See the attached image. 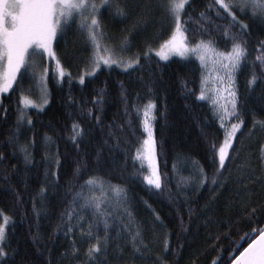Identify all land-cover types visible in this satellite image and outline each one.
<instances>
[{"label":"trees","instance_id":"1","mask_svg":"<svg viewBox=\"0 0 264 264\" xmlns=\"http://www.w3.org/2000/svg\"><path fill=\"white\" fill-rule=\"evenodd\" d=\"M209 2L210 0H193L194 8L190 9L192 15L196 16ZM209 14L215 19L213 13ZM237 15L249 24L248 59L252 60L258 54L255 50L257 42L264 40V22L253 20L250 15H243L239 11ZM135 19L133 16L120 22L110 19L107 12L103 15L106 31L115 37H120L123 30ZM218 22L227 23L225 20ZM161 31L164 36H159ZM167 31L166 19H161L159 15L152 17L132 36V47L125 55L143 52L146 50V42L157 47L160 39L166 38ZM85 39L74 29H70L58 37L59 42H54L53 45L61 55L64 68L72 74L71 84L67 76L59 78L55 60L45 57L42 62V67L48 69L46 87L49 103L43 110L34 107L27 110L33 123L31 126L25 123L19 135V144L28 145L32 156L33 162L27 167L19 147L14 148L8 143L16 128L19 89L0 94L3 104V107H0V153L3 154L0 155V169L8 167L10 182L15 189V193L7 190L3 179L0 178V209L15 221L9 228L12 246H19L21 252L27 249L34 253L31 235L38 233L41 246L46 245L51 249L43 256L45 260L50 259L51 264H90L85 252L94 241L82 238L79 230L76 231L75 237H66L63 230L57 231V225L60 224V214L72 199L68 195L69 190L78 188L89 177L98 176L112 184L127 187L132 211L136 220L144 226L145 241L148 245L143 256L137 255L135 259H128L132 253L130 245L126 239H115L112 243L123 247V256L118 259L119 249H110V264H158V255L171 264L172 254H165L162 248L165 236L168 237L171 248H179V256L175 257L178 264H212L218 253L227 256L231 250V240L238 239L243 233L258 226L244 218L248 208L235 203L240 201V197L231 190L235 189V184L229 182L226 189L220 190L216 194L215 203H208L212 192L207 187L199 192L189 191L187 201L177 208L164 196H157L148 191L146 182H142L139 175L135 179H129L140 167L139 163L134 166L131 160L138 146L137 138L142 140L146 136L141 125L142 114L137 116L131 105H143L149 99L156 103L153 110V130L158 142L160 170L167 176V189L176 191L179 177L189 175L193 161L199 162L209 175L213 174L209 142L216 141L218 144L222 141L223 130L213 115L210 102L197 98L202 74L209 75L208 71L202 69L198 59L194 57L190 62L179 56L163 61L153 53L152 61L142 60V67L135 71L126 73L115 65L111 68L102 67L95 75L86 76L85 82L81 84L79 76L90 71L86 57L91 48L86 45ZM218 47L226 50L227 46L220 40ZM65 50L73 54L72 59L63 56ZM249 76L250 70L245 67L237 78V92L245 121L244 150L240 152L241 158L257 156L260 144H264V134L258 130L251 140L248 139L253 120H264V99L261 98L264 85H254L255 91L249 90L246 86ZM23 84L25 89L34 84L30 75H25ZM100 90H104L106 101L102 112L92 104L93 98ZM122 91L127 95L131 116L124 113ZM26 94L31 95L37 103L40 102L38 91ZM88 108L102 116L105 127L97 124L95 116L82 114L83 110ZM129 120L131 126L127 124ZM113 121L126 125L119 149L109 146L112 141H109V145L104 143L108 131L106 126ZM73 122H78L84 130L79 147L70 139ZM46 134L52 137V143L49 144L45 140ZM237 147H240L239 141ZM57 154L59 164L56 163ZM238 163L239 161L229 163L225 175H235V165ZM253 163L256 161L253 160ZM12 165H16L15 171ZM52 173H56L58 179H55ZM42 187L45 189L43 193L40 191ZM253 192L249 207L258 209L257 219L264 224V211L260 210V205L264 203V193L259 191V185L255 186ZM148 205L159 213L166 227L161 228L155 223L153 212ZM188 205L194 207L191 219ZM181 218L185 230H182ZM99 234L103 235V231ZM111 234L116 236L115 232ZM72 239L76 241L79 255L65 257L62 254L65 250L71 251ZM236 254L238 255V252Z\"/></svg>","mask_w":264,"mask_h":264},{"label":"snow or ice","instance_id":"2","mask_svg":"<svg viewBox=\"0 0 264 264\" xmlns=\"http://www.w3.org/2000/svg\"><path fill=\"white\" fill-rule=\"evenodd\" d=\"M192 8H194L193 0H0V94L19 89L16 128L9 137L8 143L14 148L19 147L25 167L33 162L28 145L19 144V135L25 123L29 126L33 123L31 116L27 114L29 107L43 110L49 103V92L46 87L48 69L42 67L45 57L55 60L59 78L63 79L67 76L71 84L72 74L64 68L61 55L53 46L54 42H59L58 37L70 29L85 37L86 45L91 48L86 57L90 71L79 76L81 84L85 82L86 76L95 75L102 67L111 68L115 65L126 73L130 70L135 71L142 67V60L151 62L153 53L163 61L179 56L190 62L194 57L198 59L200 67L209 73V75L202 74L197 98L210 102L213 115L218 119L223 130L222 141L218 144L216 141L209 142L210 160L214 166L213 174L209 175L199 162L193 161L189 175L179 177L176 191L167 189V176L160 170L158 142L153 130L155 119L153 110L156 108V103L149 99L143 105H131L137 116L142 114L141 125L146 136L142 140L137 138L138 146L131 160L134 166L139 163L140 167L129 179H135L139 175L140 180L146 182L148 191L157 196H164L177 208L187 201L189 191L199 192L207 187L212 192L208 203H215L216 194L220 190L226 189L229 182L235 184V189L231 190L240 197V201L235 203L240 207L248 208L244 218L258 226L243 233L238 239L231 240V250L228 255L223 256L218 253L212 264H229V262L230 264H264V224L257 219L258 209L249 207L255 186L259 185V191L264 193V144H260L257 156L249 155L241 158L240 152L244 150L245 121L237 92V78L245 67L250 70V76L246 80L249 90L255 91L254 85H264V40L257 42L255 50L258 54L249 60V24L237 15L239 11L243 15H250L253 20L264 22V0H210L196 16L192 15L190 11ZM105 12L110 19L120 22L133 16L136 19L123 30L120 37H115L106 31L103 22ZM209 13H213L215 19ZM157 15L168 21L166 38L160 39L158 47L146 42V50L143 52L125 55L132 47V36L139 32L149 19ZM221 20L227 23H219L218 21ZM164 35L163 31L159 34V36ZM220 40L225 42L226 50L218 47ZM63 56L68 59L73 58V54L66 50ZM26 74L30 75L34 82L27 89L23 84ZM121 85L123 87L122 82ZM33 91H38L39 103L32 99L31 95L26 94ZM121 96L125 104L124 113L126 116H131L126 93L122 91ZM261 98L264 99V93ZM69 99L71 100V96ZM105 102L104 90H100L92 100V104L101 112ZM0 107H3L2 101ZM82 114L95 116L97 124L105 127L102 116L94 113L93 109H84ZM127 124L131 126V121L129 120ZM125 126L115 121L107 125L105 145H109V141H112L109 146L119 149ZM257 130L264 134V120H253L252 127L248 131L249 140ZM83 136V128L78 122H73L70 139L77 147ZM45 140L49 144L53 142L52 137L47 134ZM237 141L240 143L239 148ZM99 157L100 153H98V161ZM253 160L256 161L255 164ZM235 161H239L235 165V175L231 173L225 175L229 163ZM56 163L59 164L58 154ZM11 167L13 171L16 170V165ZM173 167L175 169V164ZM52 176L58 179L56 173H52ZM0 178L3 179L6 189L15 193L7 166L0 169ZM40 191L43 193L45 189L42 187ZM68 195L72 199L60 214L57 231L63 230L66 237H75L76 231L79 230L82 238L94 241L89 244L85 252L90 264H110L108 259L110 249H119L120 255L117 258H122L123 247L112 243L119 238L126 239L132 249L128 259L144 255V250L148 247L144 236L145 229L134 216L126 186L112 184L102 177L92 176L78 188L70 189ZM17 199H19L18 194ZM35 203L34 200V210ZM145 203L147 204L146 201ZM148 207L153 212L155 223L161 228L166 227L159 213L151 209V205ZM193 210L194 207L188 205L189 219ZM260 210L264 211V203L260 205ZM14 224L12 217L0 209V264H51L50 259L43 258L44 253L50 252L51 249L46 245L41 246L38 233L31 235L34 253L27 249L21 252L19 246H12L9 228ZM181 226L182 230H185L182 218ZM101 231L103 235L99 234ZM112 232L116 233L115 237L112 236ZM71 245V251L65 250L63 256L79 255L75 239L71 240ZM162 248L165 254L169 252L172 254L171 264H178L175 257L179 256V248H171L167 236L163 240ZM157 260L158 264H169V261L162 256L158 255Z\"/></svg>","mask_w":264,"mask_h":264},{"label":"water","instance_id":"3","mask_svg":"<svg viewBox=\"0 0 264 264\" xmlns=\"http://www.w3.org/2000/svg\"><path fill=\"white\" fill-rule=\"evenodd\" d=\"M254 238V237H253ZM250 242V241H249ZM247 246V245H246Z\"/></svg>","mask_w":264,"mask_h":264},{"label":"rangeland","instance_id":"4","mask_svg":"<svg viewBox=\"0 0 264 264\" xmlns=\"http://www.w3.org/2000/svg\"><path fill=\"white\" fill-rule=\"evenodd\" d=\"M158 47V46H157Z\"/></svg>","mask_w":264,"mask_h":264}]
</instances>
